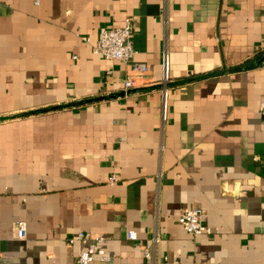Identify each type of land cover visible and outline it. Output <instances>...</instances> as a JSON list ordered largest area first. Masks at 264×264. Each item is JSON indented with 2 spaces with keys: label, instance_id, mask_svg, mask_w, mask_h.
<instances>
[{
  "label": "crops",
  "instance_id": "obj_1",
  "mask_svg": "<svg viewBox=\"0 0 264 264\" xmlns=\"http://www.w3.org/2000/svg\"><path fill=\"white\" fill-rule=\"evenodd\" d=\"M125 18L140 77L92 51ZM263 94L264 0H0V264H264Z\"/></svg>",
  "mask_w": 264,
  "mask_h": 264
},
{
  "label": "built area",
  "instance_id": "obj_2",
  "mask_svg": "<svg viewBox=\"0 0 264 264\" xmlns=\"http://www.w3.org/2000/svg\"><path fill=\"white\" fill-rule=\"evenodd\" d=\"M89 40L87 39L86 42ZM95 55H99L108 61H118L128 67L131 71L139 74H145L148 69L145 64L133 62L135 50L133 48V33L132 20L125 18L123 25L119 28L105 29L100 31L99 38L92 47ZM170 63L167 52H164L161 57V78L159 81V89L161 93V122L166 121L167 115V100H168V84ZM133 81L127 79L124 82V93L133 89ZM259 112L264 117V94L259 100ZM119 181L116 175H111L107 178V183L113 185ZM178 223L181 228L190 236L197 237L201 235H208L212 230L205 226L202 222V212L196 209H184L178 216ZM26 237L25 222H17L15 228V238L23 240ZM127 239L135 241L137 239L135 232H127ZM106 242L105 238L89 232H78L67 240L68 246L84 245L86 249L78 254L76 257L77 264H90L93 261L106 262L109 258L105 255L102 245ZM159 242L158 235L154 234L149 242L142 247L144 258L151 262L155 261V248Z\"/></svg>",
  "mask_w": 264,
  "mask_h": 264
}]
</instances>
